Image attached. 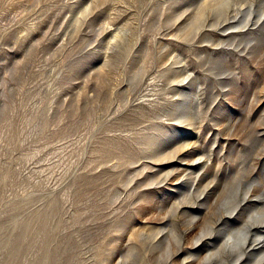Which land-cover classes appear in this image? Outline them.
Wrapping results in <instances>:
<instances>
[{"label": "rangeland", "instance_id": "obj_1", "mask_svg": "<svg viewBox=\"0 0 264 264\" xmlns=\"http://www.w3.org/2000/svg\"><path fill=\"white\" fill-rule=\"evenodd\" d=\"M0 264H264V0H0Z\"/></svg>", "mask_w": 264, "mask_h": 264}]
</instances>
